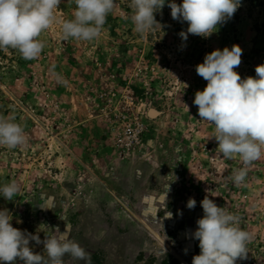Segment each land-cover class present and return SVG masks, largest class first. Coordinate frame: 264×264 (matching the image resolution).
I'll list each match as a JSON object with an SVG mask.
<instances>
[{
	"label": "rangeland",
	"instance_id": "1",
	"mask_svg": "<svg viewBox=\"0 0 264 264\" xmlns=\"http://www.w3.org/2000/svg\"><path fill=\"white\" fill-rule=\"evenodd\" d=\"M75 7L61 0L37 58L0 50V116L14 118L27 137L15 149L0 146V185L19 187L11 201L0 197L12 226L42 241L67 233L91 264H192L207 195L251 235L236 264H264V152L236 186L239 156L218 154L214 126L193 103L207 84L196 65L213 50L238 44L242 79L264 64V1L242 0L217 32L187 41L179 36L187 22L173 20L167 4L155 14L162 27L137 33L130 0H116L96 39H63L60 22ZM139 121L142 143L125 154L112 130ZM30 247L45 254L42 243Z\"/></svg>",
	"mask_w": 264,
	"mask_h": 264
},
{
	"label": "clouds",
	"instance_id": "2",
	"mask_svg": "<svg viewBox=\"0 0 264 264\" xmlns=\"http://www.w3.org/2000/svg\"><path fill=\"white\" fill-rule=\"evenodd\" d=\"M61 0H0V50L15 49L26 60L37 58L44 42L41 34L57 22L56 10ZM73 18L63 20V39L92 41L104 27L116 0H74ZM171 9L173 20L187 22L179 36L187 41L188 34L210 37L220 25L227 23L241 7L242 0H130L131 21L139 34L150 32L157 24L155 14L163 7ZM162 27V26H161ZM242 48L216 49L196 65V72L206 87L195 93L201 120L214 126L212 137L218 142V154L225 159L239 156L242 167L231 174L236 186L246 182L248 166L264 152V64L257 65L256 75L241 78L235 69L241 63ZM27 137L14 118L0 116V146L15 149ZM177 179V177H176ZM169 187V185H168ZM19 191L16 181L0 185V197L11 201ZM196 200L189 198L187 208L194 209ZM203 216L192 233L199 241L200 254L192 264H236L247 257L248 231L240 225V217L219 207L207 195L200 201ZM13 216L0 209V264H91L88 251L67 233L46 236L28 233L12 226ZM30 241L43 244L44 255L35 253Z\"/></svg>",
	"mask_w": 264,
	"mask_h": 264
},
{
	"label": "built area",
	"instance_id": "3",
	"mask_svg": "<svg viewBox=\"0 0 264 264\" xmlns=\"http://www.w3.org/2000/svg\"><path fill=\"white\" fill-rule=\"evenodd\" d=\"M114 137H118V142H115L121 152L129 154L142 143L145 126L143 122L125 123L122 127H116L112 130Z\"/></svg>",
	"mask_w": 264,
	"mask_h": 264
},
{
	"label": "trees",
	"instance_id": "4",
	"mask_svg": "<svg viewBox=\"0 0 264 264\" xmlns=\"http://www.w3.org/2000/svg\"><path fill=\"white\" fill-rule=\"evenodd\" d=\"M264 1V0H263Z\"/></svg>",
	"mask_w": 264,
	"mask_h": 264
}]
</instances>
